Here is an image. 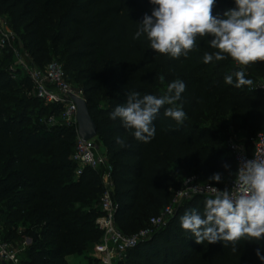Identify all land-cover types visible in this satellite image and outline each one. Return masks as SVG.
Listing matches in <instances>:
<instances>
[{"label": "trees", "instance_id": "1", "mask_svg": "<svg viewBox=\"0 0 264 264\" xmlns=\"http://www.w3.org/2000/svg\"><path fill=\"white\" fill-rule=\"evenodd\" d=\"M154 7L150 0H0V14L16 30L19 46L30 53L34 65L43 68L54 55L62 54L65 59L56 60L66 74L71 68L86 77L82 87L98 127L95 144L104 147L112 165L116 225L127 235L160 215L187 176L198 174L220 190L229 189L237 163L226 146L228 133L250 140L264 130V92L225 83V76L239 70L257 81L264 76V61L242 66L226 58L206 64L204 53L217 51L207 43L210 36L197 37V46L188 57L174 59L157 53L146 35L133 38L139 22ZM234 7L235 0H216L213 15L222 17ZM2 53L0 93L6 91L12 104L2 105L0 95V137L9 140L11 149L7 161L0 162L1 233L17 241V223L23 219L32 242L21 264H69L68 254H80L89 242L97 243L102 237L96 219L101 215L106 169L86 167L76 175L75 128L48 124V118L58 116L62 107L30 96L28 76L12 69L11 51ZM176 79L186 85L177 101L186 113L183 124L164 115L172 107L165 105L154 121L155 137L144 143L119 118H109L118 105L126 103L129 91L159 97ZM215 121L222 127L208 125ZM225 123L235 130L226 133ZM118 136L126 146L116 144ZM12 153L16 156L10 157ZM29 153L35 154L26 163L29 173L10 168L11 161L21 167ZM215 173L222 175L221 182L209 179ZM207 198L211 197L184 199L175 214L130 249L119 264H262L256 253L259 249L264 255V238H242L235 245L225 241L197 244L182 229L180 217L193 208L203 212Z\"/></svg>", "mask_w": 264, "mask_h": 264}, {"label": "clouds", "instance_id": "2", "mask_svg": "<svg viewBox=\"0 0 264 264\" xmlns=\"http://www.w3.org/2000/svg\"><path fill=\"white\" fill-rule=\"evenodd\" d=\"M150 3L156 7L151 15H144L133 38L146 35L155 52L174 59L188 57L197 46V37L210 36L207 43L217 51L204 53L206 64L226 58L242 66L264 61V0H235V7L222 17L213 15L216 0H150ZM225 83L238 89L254 84L245 77L244 70L225 76ZM185 89V83L176 79L159 97L129 91L126 103L118 105L109 118H119L135 139L148 143L156 135L154 121L165 105L172 107L166 108L164 115L183 124L186 113L177 101H181ZM115 141L121 147L126 146L122 137H116ZM223 167L230 168L228 164ZM209 179L219 183L222 175L215 173ZM236 181L238 194L210 185L213 195L205 200L203 212L193 208L180 217L182 229L190 232L197 244L225 241L235 245L242 238H264V158L242 161ZM256 254L264 264L259 249Z\"/></svg>", "mask_w": 264, "mask_h": 264}, {"label": "built area", "instance_id": "3", "mask_svg": "<svg viewBox=\"0 0 264 264\" xmlns=\"http://www.w3.org/2000/svg\"><path fill=\"white\" fill-rule=\"evenodd\" d=\"M0 51L13 53L15 62L12 69H21L28 76L31 82L30 96L36 97L46 104H56L62 107L58 116L51 115L48 118V124L59 123L75 128L77 142L72 159L77 163L76 175L80 176L86 167L92 169L104 167L106 169L103 175V192L99 203L101 215L96 219V225L102 232V237L95 245L93 253L96 264H119L126 258L130 249L137 246L141 240L149 237L155 229L164 225L175 214L177 206L184 199L194 195L212 197L210 185L219 189L203 180L198 174L187 176L183 180L181 188L177 190L172 203L160 215L152 217L147 227L132 235L123 233L116 225L115 220L114 184L109 158L105 150L102 151L98 146L92 144L94 140L84 141L79 136L78 106L72 96L77 95L85 98L83 91L74 89L68 83L66 71L59 60L54 59L43 68L28 63L22 55L19 37L10 29L7 17L2 14H0ZM250 90H262L264 92V76L255 81ZM226 146L236 160L238 172L242 161L257 157L264 158V130L250 140L230 131L226 137ZM236 176L230 179L228 187L230 192L238 194ZM2 228L3 222L0 219V264H21L20 255L29 246L28 239H25L21 244L7 240L1 233Z\"/></svg>", "mask_w": 264, "mask_h": 264}, {"label": "rangeland", "instance_id": "4", "mask_svg": "<svg viewBox=\"0 0 264 264\" xmlns=\"http://www.w3.org/2000/svg\"><path fill=\"white\" fill-rule=\"evenodd\" d=\"M9 27L14 33L17 34L16 30L12 27V25H10V23H9ZM17 36L19 37L18 34H17ZM21 52H22V55L24 56L25 60H27L28 63L34 65V63L32 62V58L30 56V53L25 49H23V50L21 49ZM2 55H3V53H2V51H0V57H2ZM58 58L65 59V57L62 54L54 55L52 57V59H58ZM67 73H68L67 74L68 83L71 84V86L74 89H76L78 91H83L82 83L86 79V77L85 76L79 77V74L71 68H68ZM0 95L3 96V100L1 101L2 105H4L5 107H8L9 105L12 104V100L10 99V96L7 95L6 91L1 92ZM208 125H213L216 127H222L223 124H221L219 121H215L214 123L208 122ZM226 125L228 127L227 129L225 128L226 133H228L230 130H235L234 127L231 126L230 123H225V127H226ZM94 143H96V140H94ZM10 151H11V149H10L9 140L1 136L0 137V156L4 155L3 156L4 158L2 160L0 159V162L7 161L6 156H7V153H9ZM34 155H35L34 153H29L26 156L25 162L23 165H21V167H17L16 166L17 164H15L13 161H11L12 164H11L10 168L11 169H22V170L25 169L26 170V165H27L26 163H28V161H31L34 158ZM14 156H16V154L12 153L10 155V157H14ZM18 157H20V156H18ZM18 157H16V158H18ZM26 171H27V173H29V170H26ZM3 203H4V201L1 204L2 206H3ZM4 220L6 221L7 217H4ZM5 231L6 230H4L3 232H5ZM26 231H27V226L23 225V219H20V221L17 223V228H16V233L19 236L16 238L17 241H13V242H15L17 244H21V242H23L25 239H29V245H30L32 242V240H31L32 236H29ZM89 236L91 237L92 235L90 234ZM97 243L96 242L94 243L92 241L89 242L88 247L86 249H84L83 252H81L80 254L79 253L68 254L66 258H67L69 264H96L93 253H94L95 245ZM23 253L24 252H22L20 255L21 258L23 257Z\"/></svg>", "mask_w": 264, "mask_h": 264}, {"label": "water", "instance_id": "5", "mask_svg": "<svg viewBox=\"0 0 264 264\" xmlns=\"http://www.w3.org/2000/svg\"><path fill=\"white\" fill-rule=\"evenodd\" d=\"M72 98L78 106L77 119L79 127V136L84 141L95 140L98 136V127L91 116L87 100L77 95H73ZM92 144L96 145L95 143Z\"/></svg>", "mask_w": 264, "mask_h": 264}, {"label": "crops", "instance_id": "6", "mask_svg": "<svg viewBox=\"0 0 264 264\" xmlns=\"http://www.w3.org/2000/svg\"><path fill=\"white\" fill-rule=\"evenodd\" d=\"M98 147H99V149L102 150V151L105 150L104 147H103L102 145H100V146H98ZM28 241H29V239H28Z\"/></svg>", "mask_w": 264, "mask_h": 264}]
</instances>
